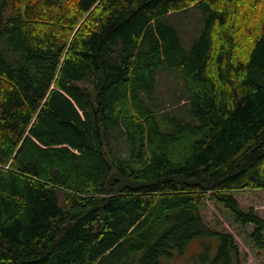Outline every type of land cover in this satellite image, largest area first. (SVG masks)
I'll list each match as a JSON object with an SVG mask.
<instances>
[{
  "label": "trees",
  "instance_id": "1",
  "mask_svg": "<svg viewBox=\"0 0 264 264\" xmlns=\"http://www.w3.org/2000/svg\"><path fill=\"white\" fill-rule=\"evenodd\" d=\"M242 191H264V0H0V264H170L198 240L190 264H242L201 213L264 251Z\"/></svg>",
  "mask_w": 264,
  "mask_h": 264
},
{
  "label": "rangeland",
  "instance_id": "2",
  "mask_svg": "<svg viewBox=\"0 0 264 264\" xmlns=\"http://www.w3.org/2000/svg\"><path fill=\"white\" fill-rule=\"evenodd\" d=\"M180 19L181 20H175L174 22L180 21L179 25L183 30L188 32L189 39H194L198 34H200L204 23L203 16L200 13L190 12L187 15L180 16ZM162 83L163 85L160 88V95L164 98H169V87L176 86L179 82L175 75H165L163 76ZM162 83L160 78V85ZM235 196L244 209H253L262 218H264V191H242L235 193ZM61 197L62 201H64L65 197ZM201 213L207 224L213 230L222 233H231L235 236L243 254L242 264L264 263V251L259 252L255 250L254 246L250 242L249 235L254 230V226L244 228L241 225L236 224L231 214L222 205H218L210 199L206 200ZM202 242L203 241L201 240L193 242L187 248L183 257L177 256L169 263L190 264L191 259L202 251ZM215 242L217 245L214 253H216L218 246V241Z\"/></svg>",
  "mask_w": 264,
  "mask_h": 264
}]
</instances>
